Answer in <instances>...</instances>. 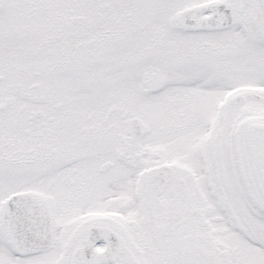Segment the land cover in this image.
Segmentation results:
<instances>
[{"label":"snow or ice","instance_id":"obj_1","mask_svg":"<svg viewBox=\"0 0 264 264\" xmlns=\"http://www.w3.org/2000/svg\"><path fill=\"white\" fill-rule=\"evenodd\" d=\"M0 264H264V0H0Z\"/></svg>","mask_w":264,"mask_h":264}]
</instances>
